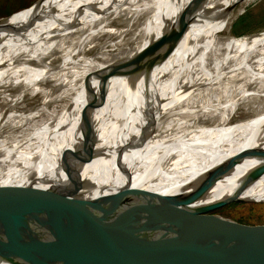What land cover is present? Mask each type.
Returning <instances> with one entry per match:
<instances>
[{
  "label": "bare ground",
  "instance_id": "6f19581e",
  "mask_svg": "<svg viewBox=\"0 0 264 264\" xmlns=\"http://www.w3.org/2000/svg\"><path fill=\"white\" fill-rule=\"evenodd\" d=\"M40 1L0 20V27L10 35L9 45L0 48V82L8 75L43 91L36 85L52 72H48L46 62L37 66L28 60L49 49L59 35L97 22L85 32L84 36H89L104 29L108 18L120 10L148 15L142 41L134 49L125 74L111 75L107 64L84 60L56 75L58 83H64L61 110L41 109L45 116L26 126L22 135L0 141V148H7L0 160L11 162L4 177H22L33 168L41 179L69 183L68 174L78 173L84 181L80 191L90 196L87 184L115 182L125 175V184L103 186L101 189H106L101 194L130 205H145L191 188L164 190L183 170L199 162L224 161L221 168L229 170L223 174L228 177L242 173L249 165L264 166V105L258 102L264 97V52H251L255 44L264 48V31L210 37L225 27L229 17L225 10L236 0H58L38 9ZM169 28L182 35L167 56L155 59L138 50ZM154 53L159 54L157 50ZM67 60L65 55L60 68ZM8 99L17 102L18 97ZM88 102L93 107L87 109L90 120L84 124L79 110ZM239 102L246 103L251 114L230 121ZM214 115L217 119L210 125L196 124ZM12 120L21 121V116L13 114ZM84 129L89 139L82 148ZM164 131H169L168 140L157 133ZM227 134L232 139L226 138ZM255 137L262 142L251 143ZM82 149L87 151L85 161L75 157L76 153L71 155V151L79 154ZM19 162L20 169L15 166ZM254 178L264 176L231 179L230 196L205 201L197 194L188 204L195 200L208 207L242 200L231 195L254 185ZM124 185L140 190L127 194V188L125 193L114 195ZM179 201L174 204L179 205ZM15 246L3 239L0 264H26L11 259Z\"/></svg>",
  "mask_w": 264,
  "mask_h": 264
},
{
  "label": "water",
  "instance_id": "95a60500",
  "mask_svg": "<svg viewBox=\"0 0 264 264\" xmlns=\"http://www.w3.org/2000/svg\"><path fill=\"white\" fill-rule=\"evenodd\" d=\"M239 1L229 5L226 14ZM181 35L169 28L138 50L164 58ZM137 46L100 63L107 64L111 75H123ZM82 86L85 92L83 80ZM92 107L88 102L79 110L84 124ZM84 132L82 148L89 139ZM6 149L0 148V157ZM75 153L85 161L86 150L71 151ZM10 163L0 160V247L3 239L12 241L16 245L11 250L13 260L26 264H264V222H243L216 212L130 205L106 194L86 196L80 191L84 181L78 173L68 174L69 183L41 179L33 168L22 177H4ZM20 164L15 166L20 169ZM127 188L140 190L124 185L121 193Z\"/></svg>",
  "mask_w": 264,
  "mask_h": 264
},
{
  "label": "rangeland",
  "instance_id": "374dc122",
  "mask_svg": "<svg viewBox=\"0 0 264 264\" xmlns=\"http://www.w3.org/2000/svg\"><path fill=\"white\" fill-rule=\"evenodd\" d=\"M33 1L34 0H0V17L14 10L18 11L23 8H28L33 5V3L31 4ZM58 2V0H41L36 5L39 4V9L43 7L41 4H57ZM53 6L54 5H52V7ZM14 12L9 15H12ZM111 14L113 13L111 12ZM240 14H245L246 16L244 19L238 21L237 17ZM147 15L148 12L143 11L129 12L127 10H120L108 18L109 20L104 25V29L95 33L93 32L89 34V36H84L85 32L93 28L97 22L96 24L89 23L93 25L90 28V25L87 24L65 35H59L53 41L49 49L43 50L42 53L37 54V58L28 60L29 63L37 66L46 62L45 64H47L46 66L49 68L48 72H52V75H48L43 81L36 85L37 89L43 88V91L35 90L33 84L27 85L24 82L14 81V79H11L8 75H6L7 77L4 76L0 82V141L22 135L26 126L37 123L38 120L45 116V113H43L44 111H41V109L43 110L44 108L51 112L57 111L58 109L57 112L61 110L65 98L61 94L64 83H58L56 77V75L60 76L59 72H63L65 69L68 71L75 68L84 60L93 61L90 64L112 60L137 46L143 37V24ZM5 31V28L0 27V48L2 47L3 49L10 43V40H8V36L10 35L7 31L5 34ZM262 31H264V0H240L230 9L225 27L221 31L215 32L210 37L229 35L240 36ZM251 52L260 54L264 52V48H262L261 45L255 44ZM65 55L69 60H67L65 67L60 68L59 64H61ZM6 97H18V100L17 102H12L13 100ZM235 99L233 100L234 102ZM258 102L261 106L264 105V97L260 98ZM250 103L255 102L250 101L249 104ZM13 114L21 116V121L12 120ZM250 114L251 112L246 109V103L239 102L233 109L230 121L244 118ZM216 119L217 116L214 115L213 117L199 120L196 124L198 126H206L215 122ZM167 132L169 131L157 133L167 139ZM226 138L232 139V135L227 134ZM254 142L260 143L262 140L255 137L251 143ZM242 163L248 164L245 161ZM223 165L224 161L222 160L215 163L199 162L191 165L183 170L164 188V190H166V188L190 186L191 188L188 187L187 189L188 192L183 191L176 192L170 196L166 195L159 198L161 202L155 201L145 205L137 203L136 205L191 211H212L213 213H220L243 222H264V201H230L221 206L210 205L208 207H202L201 204L203 203L197 204V201L193 200L194 203L188 204V202H191L190 197L197 194H199L198 198H204L205 201L210 198L224 197L225 195L230 196L231 179H244L259 175L264 176V166L262 164L257 166L249 165L242 173H235L232 177L223 175L225 172L229 171L227 168H221ZM216 167L217 169H215ZM124 177L125 175L115 182L103 181L96 184H87L88 186L90 185V187L85 189L87 191L90 190V196H95L103 193L112 183L125 184ZM216 177L219 178L215 179ZM229 178L230 180L225 181V179ZM256 180L255 178L251 180L254 185L238 189L234 194L231 193V196L242 199L264 198V189L259 188L260 186H264V179H259L260 181ZM106 185H108L106 188L101 189ZM252 187L255 188L248 190ZM164 190L162 189L159 192ZM120 192L121 191L115 192L114 195ZM126 192H128L127 194H133L136 190L134 188H129ZM177 199H180L179 205L174 204V201Z\"/></svg>",
  "mask_w": 264,
  "mask_h": 264
},
{
  "label": "trees",
  "instance_id": "16d2710c",
  "mask_svg": "<svg viewBox=\"0 0 264 264\" xmlns=\"http://www.w3.org/2000/svg\"><path fill=\"white\" fill-rule=\"evenodd\" d=\"M245 14H240L238 17H237V20L239 21V20H242V19H244L245 18Z\"/></svg>",
  "mask_w": 264,
  "mask_h": 264
}]
</instances>
